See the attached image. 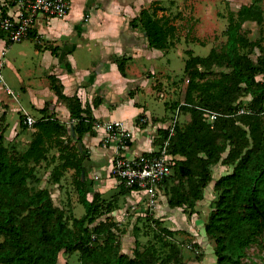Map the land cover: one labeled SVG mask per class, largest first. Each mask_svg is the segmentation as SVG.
Segmentation results:
<instances>
[{
    "label": "trees",
    "instance_id": "obj_1",
    "mask_svg": "<svg viewBox=\"0 0 264 264\" xmlns=\"http://www.w3.org/2000/svg\"><path fill=\"white\" fill-rule=\"evenodd\" d=\"M260 1L228 11L226 39L220 48H210L205 56L185 50L184 99L174 104L172 134L166 126L159 128L155 143L158 146L168 139L167 151L174 159L172 174L159 188L165 195L167 192L170 208L193 209L212 182V167H232L213 181L216 197L203 225L213 243L215 264H240L247 248L254 244L264 250V222L259 215L261 212L264 216V114H260L264 109V53L254 61L251 54L260 46V40H251L242 31L246 21L263 23ZM158 10L164 9L157 5L151 10L141 8L130 25H140L148 46L162 50L169 47L170 39L172 45L176 27L168 15H159ZM2 13L6 15L4 10ZM0 36H5L3 31ZM10 43L7 39L6 45ZM120 59L115 61L117 69L125 76V59ZM218 68L228 70H215ZM48 79L57 101L68 110L70 128L52 113L44 115L43 106L39 110L42 116L32 125L28 147L16 154L4 145V127L0 126V264H59L61 251L77 252V264H186L174 240L177 230L162 226L157 219L152 220V233L155 242L166 248L164 253L155 243L140 249L138 226L132 227V254L121 251L116 222L108 216L100 218L116 209L117 201L105 200L97 193L87 197V184L81 175L86 155L75 147L86 133L95 134L97 120L90 105H82L77 94L63 92V84L55 75H48ZM245 94L251 97L252 110L237 113L239 98ZM201 108L219 113L212 127ZM179 113L188 114V119L180 123ZM18 124L27 126L24 119ZM52 148L57 149V155L50 160H58L50 173L52 181L60 185L63 173L74 171L71 181L77 202L84 207L80 217L68 216L55 205L47 188L28 185L31 178L38 183L34 166L46 160ZM119 185L120 192L130 193V188Z\"/></svg>",
    "mask_w": 264,
    "mask_h": 264
},
{
    "label": "rangeland",
    "instance_id": "obj_2",
    "mask_svg": "<svg viewBox=\"0 0 264 264\" xmlns=\"http://www.w3.org/2000/svg\"><path fill=\"white\" fill-rule=\"evenodd\" d=\"M254 1L255 0H81L79 24H87L95 11L100 12L101 24L113 22V19H105L109 18L110 15H115L116 18H118V22H120V39L110 47V60H121L120 58H124V55H129V49H133V53L135 54L134 57L138 56L139 58V56L147 55V53L151 57L149 59L141 57L137 60V66L135 68L131 69V67H128V73L126 72L125 91L120 94L119 103H123L125 107H127L134 99L137 105L145 107L150 112L151 116L149 117L153 120V123L161 121L168 126L171 123V116L174 115V104L184 99L187 79V74L184 72V61L187 58L185 50L191 49L193 54L205 56L208 54L210 48H220L226 39L224 30L227 26L228 11H236L241 5H248ZM72 3H77V1L73 0ZM114 3L118 4L117 10H112L111 6ZM259 4L263 11V23L258 25L255 22L246 21L242 24V31L246 33L249 39L260 40V46L255 47L254 52L251 54L254 61L260 53H264V0H261ZM154 5L163 7L164 10H158L157 13L159 15L161 13L168 15L171 22L176 27L175 35L172 38V45L170 39L169 47L158 51H154L147 45L140 25H138L137 28L128 27L127 25V22L133 16H138L141 8H148L151 10V7ZM74 6H77V4ZM70 13L72 15L74 14L72 7ZM55 19L60 20L62 18ZM63 29V31H65L64 36H67L66 42L69 41L71 36L75 38L76 35H79V30H81L76 26L73 28L65 27ZM127 29L133 31V33H131L133 36L132 38L129 37ZM134 39L136 41L132 46H127V44ZM33 41L34 45L30 39L15 41L7 46L5 53H3V50H0V74L2 77V81L0 80V96L2 98V101H0V119L2 118L3 120L2 123L0 122V126L4 127L6 121V125L3 128L5 131L4 145H6L11 152H15L16 154L23 152L28 147L31 133L33 132L28 126L23 128H20V126L18 127V120H23L24 114H29L34 119H38L42 116V113L39 111L40 108H36L34 103L30 101V92L21 90L22 84L34 90L36 97L45 100L43 102V104H45L42 105V107L45 106L46 109V112L43 113L44 115L52 113V115H55L67 126V128H70V124L72 123L62 103L53 104L48 100L51 98L52 93L49 94L46 91L49 83L46 76L51 70L50 67L53 60L48 55L43 56L41 52L35 53L34 49V46L36 48L51 49L55 53L57 46H53L54 41L50 39L43 40L36 35L33 36ZM64 45L65 43L62 42L59 48H63ZM116 46L117 48L115 49H117V51L114 52L113 48ZM96 51L97 50H95V52ZM92 53H94V51ZM133 53H130L131 56ZM88 54L83 44L74 51V56L78 61L79 68L90 67V62L87 60V58L89 59ZM51 56L54 57L53 55ZM54 63L55 60L53 64ZM215 70L226 71L228 69L218 68ZM140 71L141 73H139ZM6 87L10 88L12 91L11 94L5 91ZM159 93H162L163 96H160ZM250 99L251 97L246 94L240 96L239 101L241 105L238 110L244 109L251 111L252 109L249 107ZM112 108L111 106L110 109ZM100 110L102 109L100 108ZM260 114L263 115L264 112L261 113L260 111ZM145 116L144 113L137 114L133 120L134 126H139L141 129L144 128L148 123L147 117ZM187 119L188 114H178L180 123L185 122ZM106 120H108V117L98 122L95 127L98 130H102L101 128L104 122H107ZM14 128H17L16 132H13ZM158 129L159 127H157L156 131L154 129L152 134H150V132L145 134V132L139 131L140 134H135L134 138L132 137V132L126 129L130 132V135L125 139L126 144H132L133 142L138 143V136L144 135V139L147 140L148 143L151 141L150 143L153 145L156 143V140H158ZM151 135L153 137H150ZM68 137L69 135L66 134L65 138H67V140H69ZM109 139L110 138L107 137V139L102 138L100 140L99 144L103 149L109 148V141H113L114 145L117 141V139L116 141ZM70 144H73V141L70 140ZM75 147L80 148L81 153L89 158L91 148L87 139L82 140V142L76 144ZM52 155H57L56 148L50 149L47 154V159L34 166L35 177L39 180L38 183L31 178L28 180V185L47 188L51 193L55 205L62 207L68 216L73 215L80 217L84 213V207L77 202V193L71 181L74 171L72 169L65 171L59 179L60 185L53 183L50 173L53 167L58 163V160L56 158L50 160ZM110 168V166L100 167L101 171L96 173V175H94L95 177L92 178H95L102 188H105L104 184L109 180V174L111 178L114 179V186L110 187L112 191L108 192L105 196V200L113 201L115 199L118 202L117 208L116 210L114 209L115 211L113 210L114 212L111 211L112 213H106L100 218L103 219L108 216V218L116 222V234L122 252L129 255L132 254L134 248V237L132 234L133 226L139 227L138 240L140 242V249L149 243H155L159 252L164 253L166 251V248L164 249L160 243L155 242L151 228L153 226L152 220L154 219L160 220L162 226L177 230V233L174 235V240L182 249L183 259L186 264H195V261L201 259L204 253L211 251L213 243L205 235L203 225L211 210L212 199L202 206L200 205L198 208L194 207L190 209L187 206L170 208L166 202L167 192L165 195L162 189H160L156 197L157 200L155 205L148 206L145 199H139L138 194L120 192V185H117L115 178L110 173ZM211 173L213 179H216L222 174L219 169H212ZM87 197L89 199L91 198L90 192H88ZM100 218L96 221L100 220ZM93 224L94 222L90 224V227ZM246 254L247 255L241 260L240 264H264V250L258 245L254 244L249 246L246 250ZM58 263L77 264L78 253L74 252L72 254H67L61 251L58 255Z\"/></svg>",
    "mask_w": 264,
    "mask_h": 264
},
{
    "label": "crops",
    "instance_id": "obj_3",
    "mask_svg": "<svg viewBox=\"0 0 264 264\" xmlns=\"http://www.w3.org/2000/svg\"><path fill=\"white\" fill-rule=\"evenodd\" d=\"M76 1L77 3H72L73 0H70V6L68 12L66 15L62 17H54V16L50 17L46 15L36 16L35 20L33 21L32 25L30 26L27 32L26 37L21 40L23 41L24 39H30L34 45L33 36L36 35L43 40L50 39L54 41L53 46H57L55 53L51 49L36 48L34 46L35 53L41 52L43 56L48 55L53 60V62L55 60L54 64L52 62V65L50 67L51 70L47 73L46 76L47 79H48V75L50 74L55 75L63 84V92L66 95L77 94V96L80 98L82 102V105L85 104L90 105L91 114L97 120V122H101L104 120V118L107 117H108V120H106L107 122L108 121L121 122L123 127H125L126 129L132 132L133 138L135 134L137 135L140 134L139 131L145 132V134H148V132L152 134L153 130L155 129L156 131L157 127L163 128L167 126L166 123L161 121H156L155 123H153V120L149 117L151 116L150 112L145 107L137 105V102H135L134 99L132 103L127 107H125V104L119 103L120 101L119 96L125 91V86H126L125 80H126V72L128 73V67L129 68L131 67V69L135 68L137 66V60L139 58L146 57L147 59H149L151 58L150 55L147 53V55H141L139 56V58L138 56L134 57L135 54L133 53V49H129L130 53L132 52L133 54L132 56L130 53H129L130 56L124 55V59H126L125 76H121V74L117 69L116 62L110 60V54H111L110 47H112L111 45L115 44L116 42H118L117 40L120 39V33H119L120 22H118V18H116L115 15L112 16L110 15L109 18H105V19H113L114 21L107 24H101L100 12L95 11L92 14V17L89 19V22L87 24H83V25L81 24L82 25L81 26L79 24L81 0H76ZM75 4H77V6H74ZM71 7L72 10L74 11L73 15L70 13ZM111 7L112 10L114 9L117 10L118 4L114 3ZM3 10L5 11L6 14L9 15H14L16 13V7L12 2L9 1V3L4 4L3 0H0V12H2ZM134 17H136V15L133 16L130 20H132ZM55 18H62V19L58 20ZM130 20L127 22L128 27L137 28L138 25L136 27L130 25ZM74 26L79 27L81 29L79 30L80 31L79 35H76L75 38L74 36H71L69 41L66 42L67 36H64L65 31H63L64 30L63 28L65 27L73 28ZM127 30L129 33V37L132 38L133 36L131 33H133V31H131V29L130 30L127 29ZM6 40L7 38L5 36L3 37L0 36V50H3L4 51L3 53L6 52L8 46L6 45ZM135 41H136L135 39L132 40L129 44H127V46L128 45L132 46V44ZM62 42L65 43V45L63 46V48L61 47L60 49L59 47ZM81 44H83V46L87 49L89 53L88 54L89 59L87 58V60H89L90 62L89 64L90 67H84V68L78 67V61L74 56V51L78 47H81ZM115 48H117V46L113 48L114 52L117 51V49ZM95 50H97L96 51L97 54ZM153 50L158 51V49H153ZM93 51L94 53H92ZM51 55H53L55 58L52 57ZM139 73H141V71ZM8 89L10 90V88ZM21 90L24 92L26 91L30 92V96H31L30 101L34 103V106L36 108H42V105L45 104V103L43 104L45 100L36 97V95L34 94V90H32L30 87L24 86L22 84ZM46 91L49 94L52 93L51 98L48 99L49 101H51L53 104L61 103L57 101L56 96L50 90L49 83ZM7 93L11 94L12 91L10 90V92ZM0 101H2L1 96H0ZM111 106L113 107L112 109H110ZM100 108L103 111L100 110ZM64 109L68 113V110L66 108ZM139 113H144L146 115L145 117H147V122H148L147 125L142 129L139 126H134L133 124L134 117ZM34 120L36 121L37 119ZM5 125H6V121L4 123V127ZM17 125L19 127L18 123ZM28 127L31 128L32 131H34L33 126H28ZM17 128H14L13 132H16ZM94 129H95L94 135H90L86 133L82 138V140L87 139L91 148L89 153V158L86 157L82 164L83 165L82 179L86 181L87 194L88 192H90L92 197L94 193H97L103 199H105V196L108 194V192L112 191L110 187L114 186V181H113L114 179L111 178V175L109 174L110 178L104 184L105 188H102V186L101 187L99 186L98 181L95 180V178L93 179L92 177H95L94 175H96V173H99L101 171L100 167L102 166L111 167L112 159L115 153V145L113 141H109L110 142L109 148L103 149L99 144V142L102 138L107 139V134L103 128H101L102 130H98L96 127H94ZM138 137H139L137 140L138 143L133 142L132 144H128L127 150L124 151L127 155H132L143 151L155 150L157 148L156 144L151 145L150 143L151 141L148 143V141L144 139V135H140ZM150 137L153 136L151 135ZM231 168H232L231 166L221 165V164H217L214 167H212V169L215 170L219 169L220 172L222 173L221 175L229 173L231 171ZM214 180L215 179H212V182H210L204 188L203 197L202 199L196 202V205L194 206L195 208H198L200 205L202 206L204 203L209 202L210 199L213 200L216 197V193L213 191L212 188ZM115 181L118 185L119 183L117 182L116 179ZM203 231H204V227H203ZM195 264H215L213 247H211L210 252L204 253L201 259L196 260Z\"/></svg>",
    "mask_w": 264,
    "mask_h": 264
},
{
    "label": "built area",
    "instance_id": "obj_4",
    "mask_svg": "<svg viewBox=\"0 0 264 264\" xmlns=\"http://www.w3.org/2000/svg\"><path fill=\"white\" fill-rule=\"evenodd\" d=\"M9 1L15 5L16 13L3 15L0 12V31H3L5 37L11 42L21 41L26 37L36 16L62 17L67 14L70 6V0H3V3H9ZM0 80L2 81L1 74ZM6 91L10 92L7 87ZM159 95L163 96L162 93ZM201 109L206 116L207 123L212 127L213 121L219 113L206 108ZM250 112V110L244 109L237 111V113ZM263 112L264 109L261 110V113ZM24 121L27 126H32L35 122L28 114H24ZM175 121L176 115H173L171 123L166 126L169 135L173 132ZM102 128L110 140L116 141L117 139L110 168L112 176L119 184L130 188L131 193L138 194L139 199H145L148 206L155 205L159 188L163 181L172 174V165L174 164L173 156L167 151L168 139L162 140L155 150L127 155L124 152L128 147L125 139L130 135V132L123 127L121 122H104Z\"/></svg>",
    "mask_w": 264,
    "mask_h": 264
},
{
    "label": "water",
    "instance_id": "obj_5",
    "mask_svg": "<svg viewBox=\"0 0 264 264\" xmlns=\"http://www.w3.org/2000/svg\"><path fill=\"white\" fill-rule=\"evenodd\" d=\"M82 178H83V172L81 173ZM260 218L262 219V221L264 222V216L261 214V212H259Z\"/></svg>",
    "mask_w": 264,
    "mask_h": 264
}]
</instances>
